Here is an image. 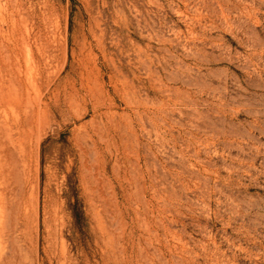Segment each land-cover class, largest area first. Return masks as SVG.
<instances>
[{
  "label": "rangeland",
  "instance_id": "rangeland-1",
  "mask_svg": "<svg viewBox=\"0 0 264 264\" xmlns=\"http://www.w3.org/2000/svg\"><path fill=\"white\" fill-rule=\"evenodd\" d=\"M0 264H264V0H0Z\"/></svg>",
  "mask_w": 264,
  "mask_h": 264
},
{
  "label": "bare ground",
  "instance_id": "bare-ground-1",
  "mask_svg": "<svg viewBox=\"0 0 264 264\" xmlns=\"http://www.w3.org/2000/svg\"><path fill=\"white\" fill-rule=\"evenodd\" d=\"M48 38V37H47ZM26 64V63H25ZM18 68V67H17ZM11 99V98H10ZM24 193V192H23ZM15 198V197H14ZM8 221V220H7Z\"/></svg>",
  "mask_w": 264,
  "mask_h": 264
}]
</instances>
